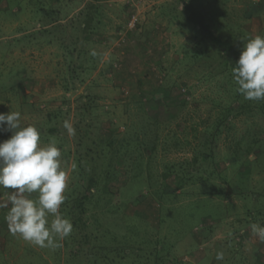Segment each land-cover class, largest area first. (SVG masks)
<instances>
[{
	"label": "rangeland",
	"instance_id": "rangeland-1",
	"mask_svg": "<svg viewBox=\"0 0 264 264\" xmlns=\"http://www.w3.org/2000/svg\"><path fill=\"white\" fill-rule=\"evenodd\" d=\"M93 1L0 0V112L19 109V98L26 99L28 114L43 116L42 127L57 134L46 133L44 144L56 142L69 172L60 210L73 224L63 247L54 251L33 250L5 235L0 264H264V243L250 228L264 225V101L247 100L244 113L230 114L214 147L201 146L208 139L207 125L226 119L235 102L233 88L223 86L225 63L186 18L182 2L195 6L214 34L239 48L249 37L264 36V20L246 17L253 10L264 13V7L229 0H106L93 34L77 36ZM77 37L85 38L81 67L75 65ZM84 95L92 112L79 122ZM136 95L142 110L132 103ZM65 121L76 129L74 137L67 135ZM140 124L152 131L143 135ZM151 133L156 148L143 149L142 141L154 143ZM134 136L138 145L126 153L125 139ZM239 138L258 145L248 154L249 161L258 160L249 182L235 191L244 197L214 196L209 192L216 184L225 190L227 181L240 177L244 146H237ZM108 139L113 147L102 145ZM201 152L212 156L203 160ZM132 154L134 160L127 157ZM94 165L99 185L83 200L80 213L74 199ZM103 170L109 175L104 179ZM174 174L181 182L177 187ZM249 185L259 191L248 194ZM227 247L231 261L223 251ZM218 251L225 259L211 260Z\"/></svg>",
	"mask_w": 264,
	"mask_h": 264
},
{
	"label": "clouds",
	"instance_id": "clouds-1",
	"mask_svg": "<svg viewBox=\"0 0 264 264\" xmlns=\"http://www.w3.org/2000/svg\"><path fill=\"white\" fill-rule=\"evenodd\" d=\"M232 76L236 92L245 100L264 101V36L242 41ZM63 127L69 137L76 135L69 121ZM4 131L11 135L0 141V190L7 193V198L0 200V208L7 209L8 229L31 246L53 251L62 248L73 224L60 210L70 181L69 172L62 166L61 150L55 141L41 144L40 129L25 125L20 111L0 112V132ZM76 168L73 163L72 171ZM250 228L264 243V225L253 223ZM215 259L223 261L224 253L218 251Z\"/></svg>",
	"mask_w": 264,
	"mask_h": 264
},
{
	"label": "trees",
	"instance_id": "trees-1",
	"mask_svg": "<svg viewBox=\"0 0 264 264\" xmlns=\"http://www.w3.org/2000/svg\"><path fill=\"white\" fill-rule=\"evenodd\" d=\"M106 0H101L100 1H96L94 0L93 2H90L88 7H87V11L83 14L82 16V20L80 21L78 27H77V32L75 35L78 36V32H82V36L86 37V35H91L93 34L92 30L94 29V19L98 20L100 18V16L102 15V13L99 11V7L105 5L106 6V2H104ZM182 9L185 10L188 15L186 18H188L189 20H193L194 23L199 27V33L201 35V38L206 40L213 48L214 50H217V53L220 55V57L222 58L223 62L225 63L228 73H227V77H226V81L224 82L226 85L223 84V86L228 87L231 86L233 88V90H231V94H232V99L235 102V106L233 104V102L230 103L229 111L226 113L225 118L223 119L221 118V120L216 121L213 120L209 125H207V127L205 129L208 130V139L203 142L201 144V146L206 145L211 149V143L213 144L214 147V142H215V138H217V136L219 134H221V131L223 129V125L227 122V119L229 118L230 114H241L244 113L245 110L248 108L249 106V102L247 100H245L243 98L242 95H240L239 93L236 92L234 86H236L234 80H233V76H232V68L234 67V64L236 62V60L238 59L239 55H240V49L238 46L233 45L232 43H226L224 40H222L218 35L214 34L211 29L210 26L208 24H206L203 19L201 18L199 12L197 11V9L195 8V6H193L191 3L189 2H182ZM79 14V12L77 13V15ZM127 22V21H126ZM51 28V33H53V28H54V24L50 25ZM44 31V29H43ZM79 38L77 37L75 39V43H76V47L78 49H74L75 52H77V57L75 60V65L79 67H81L83 65V63L81 62V59L78 58L79 57V53L82 50V46H81V41L85 38ZM97 39L101 40V37H98ZM74 43V44H75ZM202 51H204L205 53H207V50H205V48L202 49ZM71 55H73V50L69 51ZM197 54V53H196ZM74 60V59H73ZM68 67H72L70 65V63L68 64ZM75 73V70H71ZM230 91V90H229ZM140 95H143V91L140 90L139 91ZM140 95H136L134 98H132V103L135 106L136 110H142V106H143V101L140 98ZM88 99L85 97L84 95V107H85V112H83V114L79 117V122L81 121H88V117L89 114L92 112V107L90 105H88ZM233 115V116H234ZM80 125H77V128H79ZM145 126L148 125H144V124H140L139 127H141L143 130H145V134L143 135H147L148 132H151L152 130L150 128H145ZM223 126V127H222ZM148 131V132H147ZM50 134L53 135H57L53 128L49 130ZM87 132H84L83 134H86ZM151 135L154 137V135L151 133ZM89 138V136H88ZM108 138V136H107ZM87 139V137H86ZM244 139H240L238 140V147L239 146H244V152L242 154L243 159L241 160V165L240 168L237 170L236 175L240 176L238 181H236V176L233 177V182L227 181L226 182V189L224 190L223 187L219 186L218 184H216V190H211L209 193L214 195V196H219L222 195V198H226V197H230L231 195H237V189L236 188H241L242 185L244 183H248L249 182V174L251 173L250 170L255 166L256 163H258V160H254V161H249L248 159V154L250 150H254L256 148H258L257 142L256 140H250V141H245V143H243ZM112 140L108 139L106 140L104 143L102 142V145H105L106 147H113L112 146ZM138 143V137L134 136L133 139H125V147H126V153H129L131 150V147H133L135 144ZM150 141L149 144H144V141H142V143H140V146L143 145V149H151L154 150L156 148V144H155V137H154V143H152ZM138 148V147H137ZM87 149H89L87 147ZM202 149V148H201ZM138 150V149H137ZM88 151V150H87ZM86 151V152H87ZM143 153V152H142ZM200 155H202V159L206 160L207 157L212 156V153H199ZM87 155V153H86ZM198 155V154H197ZM235 156V155H233ZM90 157H92V159H94V161L97 159L96 156H92L90 155ZM116 157V152H114V156L110 157L109 160L113 161V158ZM128 158H131V160H134V156L133 154L130 156H127ZM198 156L194 157V160H197ZM127 159V158H126ZM120 160V157H119ZM125 160V158H124ZM129 160V159H128ZM123 161V160H122ZM256 162V163H255ZM112 163V162H111ZM132 163V162H131ZM79 167V171H81V167ZM107 167V166H106ZM110 167L112 169V171H109L108 169V174L112 175L114 174L115 171V166H111ZM98 167L97 165H94L93 167H90L88 173L85 174L84 176V180L86 181L85 185L83 186V190L81 191L82 194L77 196L74 199V204L75 207L78 208L80 213L84 212V208H83V200L87 199L88 196H91L93 194V192L95 191V189L97 188V186L99 185L98 182ZM213 172H210V175ZM102 175H103V179L104 177H108L109 175H107L106 171H102ZM167 175V171L164 172V176ZM178 175L180 176V174L178 173ZM178 175L174 174V178H176L178 180V184L176 185L179 186L180 185V178H178ZM245 175V176H244ZM209 176V174H208ZM226 181V180H224ZM105 187H107V185L104 184ZM253 189L251 190V186L249 185V187L246 189V191L249 193L254 192L255 191H259L256 189V186H252ZM215 189V188H214ZM99 190V189H98ZM230 190V192H228ZM170 191H172V189H170ZM236 191V193H235ZM173 192V191H172ZM239 198H243L244 197V193H241L240 195H237ZM124 255V254H122Z\"/></svg>",
	"mask_w": 264,
	"mask_h": 264
},
{
	"label": "crops",
	"instance_id": "crops-1",
	"mask_svg": "<svg viewBox=\"0 0 264 264\" xmlns=\"http://www.w3.org/2000/svg\"><path fill=\"white\" fill-rule=\"evenodd\" d=\"M229 1L230 2H236V3H239V2L246 3V2H248L247 4L249 6H252V4H259L260 3V5L262 7L261 8V11H263L262 9L264 7V0H229ZM255 11L256 10H253V13H250L249 12L248 15H246L247 12H245L246 17L248 18L250 16H253L254 18L257 17V18H255L257 20H259V19H260V21L261 20H264V13L261 12V14H255ZM19 89H21V87H19ZM19 102H20L19 103V109H14V110H11L10 109V111H20L21 114H22V122L25 125L32 124V125H35L38 129H40V132H41V141H40V143L41 144H44V141H45V137L44 136L46 135V133H49V132H46V129H44L45 127H42V124L45 121L44 117L41 116V119H35V116L36 115L34 116V115H29L28 114L29 109H27V108H29V106L31 104L28 103L26 99L20 101V98H19ZM4 103L7 104V102H4ZM10 135H11L10 132H7V131L1 132V139H2V141L3 140H6V138H9ZM3 193H4L3 191L0 192V200H5L7 198L6 193H4V194ZM33 195L35 196V194H33ZM6 212H7V209L6 208H0V251L2 249V244L1 243L4 242V238H6V237H4L5 235H9V237L10 236L13 237L15 242H16V240L19 241V238L11 235V233H10V231L8 229L7 223L5 221ZM9 237H8L7 240L10 239ZM259 248L260 247H258V249ZM31 249L38 250V249H34L32 246H31ZM223 251H225L226 254L227 253L229 254V255H227V257H226V255H224V259L226 257V260L231 261L232 260L231 259V257H232L231 248L230 247L224 248ZM258 252H259V254H261L260 253L261 252V249H259ZM230 255H231V257H230ZM250 257L252 258V250H250ZM204 258H205V256H204ZM45 260H46V256H45ZM211 260L215 261V258H212ZM201 261H199V262L201 263ZM194 263H195V261H194Z\"/></svg>",
	"mask_w": 264,
	"mask_h": 264
},
{
	"label": "built area",
	"instance_id": "built-area-1",
	"mask_svg": "<svg viewBox=\"0 0 264 264\" xmlns=\"http://www.w3.org/2000/svg\"><path fill=\"white\" fill-rule=\"evenodd\" d=\"M135 18H132L131 20H130V23H134L135 22Z\"/></svg>",
	"mask_w": 264,
	"mask_h": 264
}]
</instances>
